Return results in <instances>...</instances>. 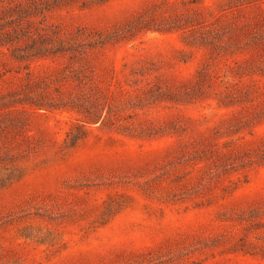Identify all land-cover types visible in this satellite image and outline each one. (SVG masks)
I'll use <instances>...</instances> for the list:
<instances>
[{
  "label": "rangeland",
  "instance_id": "obj_1",
  "mask_svg": "<svg viewBox=\"0 0 264 264\" xmlns=\"http://www.w3.org/2000/svg\"><path fill=\"white\" fill-rule=\"evenodd\" d=\"M0 264H264V0H0Z\"/></svg>",
  "mask_w": 264,
  "mask_h": 264
}]
</instances>
